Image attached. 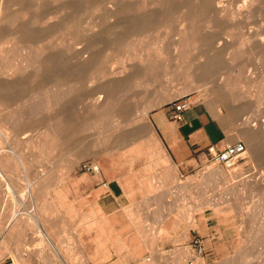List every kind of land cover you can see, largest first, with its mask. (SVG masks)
<instances>
[{"label":"rangeland","instance_id":"obj_1","mask_svg":"<svg viewBox=\"0 0 264 264\" xmlns=\"http://www.w3.org/2000/svg\"><path fill=\"white\" fill-rule=\"evenodd\" d=\"M191 1L0 0V264H264V0ZM186 95L234 166L165 145Z\"/></svg>","mask_w":264,"mask_h":264},{"label":"crops","instance_id":"obj_2","mask_svg":"<svg viewBox=\"0 0 264 264\" xmlns=\"http://www.w3.org/2000/svg\"><path fill=\"white\" fill-rule=\"evenodd\" d=\"M155 125L165 145H169L185 159L189 153L208 147L221 140L212 133L211 125L214 122L209 116L198 113L194 106L183 113L181 120L172 119L168 113H159L155 116ZM218 148H223L216 144Z\"/></svg>","mask_w":264,"mask_h":264},{"label":"bare ground","instance_id":"obj_3","mask_svg":"<svg viewBox=\"0 0 264 264\" xmlns=\"http://www.w3.org/2000/svg\"><path fill=\"white\" fill-rule=\"evenodd\" d=\"M199 1H200V0H198V3H199ZM215 1H216V0H215ZM253 1H254V0H253ZM255 1H256V0H255ZM258 1H259V0H258ZM261 1H262V0H261ZM152 2H153V1H152ZM191 2H195V0H193V1H191ZM247 2H248V0H247ZM11 3H12V2H11ZM36 3H37V2H36ZM158 3H159V2H157V4H158ZM7 4H8V3H7ZM38 4H39V3H37L36 5H38ZM215 4H216V3H215ZM253 4H254V3H253ZM39 5H40V4H39ZM199 5H200V4H199ZM255 5H256V3H255ZM196 6H197V5H196ZM33 7H34V6H33ZM35 7H36V6H35ZM161 13H162V12H161ZM182 14H183V13H182ZM154 15H156V14H155V13H152V14L150 13L148 16H149V18L152 20V18L154 17ZM195 15H196V14H195ZM129 16H130L131 19L134 20L135 23H140L141 20H142V14H140V13L130 14ZM148 16L146 15V17H148ZM126 17H127V16H126ZM144 17H145V16H144ZM157 17H158V16H157ZM177 17H179V16H177ZM177 17H176V18H177ZM16 18H18V17H16ZM154 18H155V17H154ZM147 19H148V18H147ZM179 19H180V17H179ZM2 20H3V19H2ZM36 20H37V19H36ZM177 20H178V19H177ZM180 20H181V22H180L179 20H178V21L180 22V24L182 23V24H181L182 26L189 24V22H192L191 18H189V17H187V16H186V17L183 16ZM2 22H3V21H2ZM209 22H211V21H209ZM132 24H133V23H132ZM187 26L190 27L189 25H187ZM180 28H182V27H180ZM183 28H184V27H183ZM183 28H182V29H183ZM182 31H184V33H185L186 28H185V30H182ZM178 32L180 33V31H178ZM187 32H189V29H187ZM187 32H186V35H187ZM15 33H16V32H15ZM182 33H183V32H182ZM182 33H181V34H182ZM182 35H185V34H182ZM186 35H185V36H186ZM178 36H180V35H178ZM185 36H184V37H185ZM182 38H183V37H182ZM182 38H181V39H182ZM25 40H26V39H25ZM47 40H48V39H47ZM50 40H51V39H50ZM262 40L264 41V39H262ZM18 41H20V40H18ZM18 41H17V42H18ZM22 41H23V40H22ZM32 41H34V40H32ZM48 41H49V40H48ZM181 41H182V40H181ZM17 42H16V43H17ZM23 42H25V41H23ZM23 42H21V43H23ZM37 42H38V41H37ZM39 42H40V41H39ZM30 43H31V42H30ZM40 43H41V42H40ZM44 43H45V42H44ZM23 44H24V43H23ZM38 44H39V43H37V45H38ZM27 45H28V44H27ZM27 45H23V46H27ZM29 45H30V44H29ZM262 46H263V45H262ZM262 46H261V47H262ZM38 47H39V49L35 46V51H36L37 49L40 50V51L45 50V49H43V48H44L43 46L41 47V45H39ZM263 47H264V46H263ZM12 48H13V47H12ZM14 48H15V47H14ZM25 48H26V47H25ZM27 48H28V47H27ZM29 48L32 49L33 47L30 46ZM40 48H42V50H41ZM180 48H181V47H180ZM260 49H261V48H260ZM263 49H264V48H263ZM38 50L35 52V54H36V53H39ZM126 50H127V49H126ZM258 50H259V49H258ZM16 51H17V50H15V51H13V52L11 51V53H13V56L19 54V53L16 52ZM19 52H21V51H19ZM144 52H145V51H144ZM16 53H17V54H16ZM25 53H26V52H25ZM25 53H23V54H25ZM27 53H29V52H27ZM42 53H44V51H42ZM134 53H135V51H134ZM260 53H261V52H260ZM23 54H22V57H21V58H24V57H23ZM29 54H30V53H29ZM39 54H40V53H39ZM129 54H130V53H129ZM143 54H145V53H143ZM20 55H21V53H20ZM36 55H38V54H36ZM43 55H44V54H43ZM261 55H262V54H261ZM2 56H3V55H2ZM2 56H0V57H2ZM18 56H19V55H18ZM40 56H41V55H40ZM44 56H45V55H44ZM133 56L135 57V54H134ZM136 56H137V55H136ZM139 56H140V55H139ZM15 57H16V56H15ZM28 57H29V56H26V55H25V58L28 59ZM84 57H86V56H84ZM129 57H130V56H129ZM137 57H138V56H137ZM21 58H19V60H21ZM36 58H37V57H36ZM36 58L34 59V60L36 61V63H37V61L42 60V59H40L41 57H40V58L38 57L39 60L36 59ZM131 58H132V57H131ZM148 58H149V57H148ZM260 58H261V57H260ZM0 59H1V58H0ZM14 59H15V58H14ZM14 59H12L13 62H14ZM16 59H17V58H16ZM27 59H26V60H27ZM31 59H32V58H31ZM137 59H138V58H137ZM141 59H144V57L141 58ZM22 60H23V59H22ZM22 60H21V61H22ZM24 60H25V59H24ZM26 60H25V61H26ZM29 60H30V59H29ZM34 60H33V61H34ZM145 60H147V59H145ZM149 60H150V59H148V61H147L148 63L151 61V60H150V61H149ZM139 61L142 62V60H140V59H139ZM22 62H23V61H22ZM26 62H28V61H26ZM18 63H19V61H18ZM36 63H35V64H36ZM138 63H139V62H138ZM142 63H144V65L147 64V63H145V61L142 62ZM150 63H152V62H150ZM16 64H17V63H16ZM16 64H15V65H16ZM19 64H20V63H19ZM33 64H34V63H33ZM39 64H40V62H39ZM39 64H36V65H39ZM140 64H141V63H139V65H140ZM17 65H18V64H17ZM21 65H23V64H21ZM139 65H138V66H139ZM149 65H152V64H149ZM23 66H24V65H23ZM31 66H32V65H31ZM39 66H40V65H39ZM39 66H38L37 69L40 70ZM147 66H148V64H147ZM14 67H16L17 69L14 68ZM19 67H20V66H19ZM19 67H18V66H13V69H16L15 71L18 72V71H19L18 69H21V68H19ZM24 67H26V66H24ZM40 67H41V66H40ZM27 68H28V67H27ZM41 68H42V67H41ZM124 68H125V66H124ZM138 68H139L140 71L142 70V68H143L144 70H147V68L145 69L144 67H141V65H140V67H138ZM152 68H153V67H152ZM13 69H11V71H13ZM192 69H193V68H192ZM25 70L27 71V69H25ZM150 70H153V69L150 68ZM205 70H206V69H205ZM26 71H25V72H26ZM28 71H29V70H28ZM142 71H143V70H142ZM16 72L13 73L14 75H13L12 73H11V74H12L13 76H15ZM36 72L38 73L39 71L36 70ZM144 72H145V71H144ZM151 72H152V71H151ZM26 73H28V72H26ZM26 73H25V74H26ZM195 74H197V73H195ZM16 75H17V74H16ZM23 75H24V74H23ZM36 75H37V74H35V76H36ZM10 78H12V76H10ZM36 78H37V77H36ZM203 85H204V84H197V85L193 86L192 88H193V89H200ZM14 91H15V90H14ZM109 97H111V96H106V97H105V95H104L103 93L100 94V95L98 96V98H97V102H96L95 108H101V107H103L104 105H106V104L110 101V99H111V98H109ZM12 99H15V98H12ZM28 103H29V102H28ZM28 103H27V104H28ZM27 104H25L24 106H26ZM28 105H29V104H28ZM20 106H23V104L20 105ZM20 108H21V107H20ZM16 109H17V108H16ZM24 109H26V108H24ZM14 110H15V109H13V112H14V114H15V112H17V111H14ZM27 110H29V107H28V106H27ZM27 110H26V111H27ZM21 112H25V111H21ZM145 115H146V114H145ZM13 116H14V115H13ZM15 116H16V115H15ZM16 120H17V119H16ZM14 121H15V118H14ZM14 121H13V123H14ZM17 123H18V122H17ZM51 123H52V122H51ZM15 124H16V122H15ZM15 124H13V125H15ZM56 124H58V122H57ZM56 127H57V126H56ZM58 127H59V125H58ZM58 127H57V128H58ZM57 128L55 129V130H56V133H57ZM68 128H70V127L68 126ZM50 129H51V128H50ZM61 129H65V130H67L66 128H64V126H63V128H62V127H61V128H60V127L58 128V130H61ZM15 131H17V130L15 129ZM68 131H69V130H67L66 132H68ZM53 132H54V131H52V133H53ZM58 132H59V131H58ZM62 132H63V130H62ZM69 132H70V131H69ZM242 132H244V131H242ZM247 132H250V131H247ZM54 134H55V132H54ZM4 135H5V134H4ZM9 135H10V133H9ZM60 135H61V132H60ZM62 135H63V133H62ZM62 135H61V136H62ZM251 135H252V134H251ZM67 136H68V135H67ZM69 136H70V135H69ZM8 137H9V136H8ZM54 137H55V139H56V137H60V136H57V134H56V136L54 135ZM250 137H251V136H250ZM3 138H4V137H3ZM63 138H64V136L62 137V139H61V138H60V139L63 140ZM6 139H7V138H5V140H6ZM9 139H10V138H9ZM65 139H66V138H65ZM53 140H54V139H53ZM53 140H52V141H53ZM57 140H59V138L56 139V140H54V141L56 142ZM64 141H65V140H64ZM7 142H8V141H7ZM55 142H54V144H55ZM59 143L62 144V145L64 144V143H62V142H59ZM57 144H58V143H56V145H57ZM60 144H59V145H60ZM2 145H3V144H2ZM62 145H61V146H62ZM52 146H53V145H52ZM54 146H55V145H54ZM4 148H5V147H4ZM7 156H9V155H7ZM9 157H11V156H9ZM13 157H14V156H13ZM13 157H12V158H13ZM18 157L20 158V156H17V158H18ZM19 158H18V159H19ZM10 159H11V158H10ZM13 159H15V157H14ZM13 159H12V160H13ZM18 159H17V160H18ZM20 159H21V158H20ZM17 160L15 159V162H16ZM20 161H21V160H20ZM16 163H17V162H16ZM20 163H21V162H20ZM1 176H2V174H0V178H1ZM9 179H10V178H9ZM1 180H2V179H0V181H1ZM2 182H3V181H2ZM4 183H5V182H4ZM23 183H25V182H23ZM31 183L35 184V182H32V180H31V182L29 183L30 190H31L32 188H34V185H32L33 187L31 188ZM21 184H22V183H21ZM4 185H5V184H4ZM6 185H7V184H6ZM10 185H12V184H10ZM10 185H8L9 189L12 188V187H10ZM27 185H28V184H27ZM24 187H25V186H24ZM33 190H34V189H33ZM31 191H32V190H31ZM31 191H30V192H31ZM27 193H28V192H27ZM27 193H26V194H27ZM22 196H23V195H22ZM43 223H44V222L42 221V224H43ZM42 224H41V222H40V225H39V226H41ZM42 227H44V226L42 225ZM46 235H47V237H48V234H46ZM47 239H48V238H47ZM100 243H101V242H100Z\"/></svg>","mask_w":264,"mask_h":264},{"label":"built area","instance_id":"obj_4","mask_svg":"<svg viewBox=\"0 0 264 264\" xmlns=\"http://www.w3.org/2000/svg\"><path fill=\"white\" fill-rule=\"evenodd\" d=\"M192 105L190 97L182 96L168 103L167 113L174 120H181L183 113ZM209 152L212 159L216 162L222 163L226 167H232L236 162L242 158L245 152V145L243 142H236L228 144L223 148H218L215 144L209 146ZM87 169L92 172H99L98 166L88 165Z\"/></svg>","mask_w":264,"mask_h":264}]
</instances>
